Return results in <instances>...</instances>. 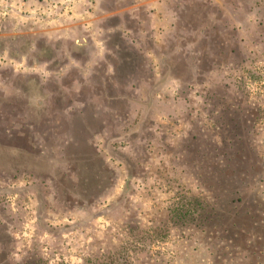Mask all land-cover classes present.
<instances>
[{
    "label": "rangeland",
    "instance_id": "1",
    "mask_svg": "<svg viewBox=\"0 0 264 264\" xmlns=\"http://www.w3.org/2000/svg\"><path fill=\"white\" fill-rule=\"evenodd\" d=\"M0 264H264V0H0Z\"/></svg>",
    "mask_w": 264,
    "mask_h": 264
}]
</instances>
